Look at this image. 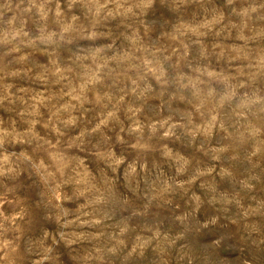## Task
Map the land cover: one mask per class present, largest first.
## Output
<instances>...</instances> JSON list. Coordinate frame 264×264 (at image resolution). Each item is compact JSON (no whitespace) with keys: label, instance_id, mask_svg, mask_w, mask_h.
<instances>
[{"label":"clouds","instance_id":"obj_1","mask_svg":"<svg viewBox=\"0 0 264 264\" xmlns=\"http://www.w3.org/2000/svg\"><path fill=\"white\" fill-rule=\"evenodd\" d=\"M0 264H264V0H0Z\"/></svg>","mask_w":264,"mask_h":264}]
</instances>
